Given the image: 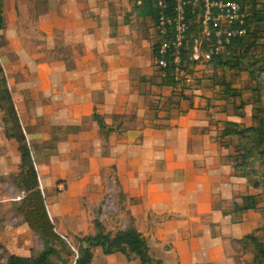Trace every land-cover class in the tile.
Listing matches in <instances>:
<instances>
[{"label":"crops","instance_id":"0c3cea01","mask_svg":"<svg viewBox=\"0 0 264 264\" xmlns=\"http://www.w3.org/2000/svg\"><path fill=\"white\" fill-rule=\"evenodd\" d=\"M124 3L3 0L0 69L13 104L18 114L29 113L36 128L33 132L41 140L49 141L43 139L41 128L56 131L52 141L58 159L71 158L73 148L85 152L91 148L92 158L113 162L105 170H116L118 203L113 212L117 232L134 228L145 239L153 261L239 264L244 258L226 255L230 241L239 237L223 231V225H232L220 205L246 188L230 177L231 167L220 159L212 140L211 130L220 118H209V113L195 106L183 117L172 115L164 120L160 113V121H151L147 110L157 101L153 73L126 70L125 40L112 34L113 29L123 27L119 18ZM94 111L103 112L100 115L112 130L107 137L91 118ZM156 123L169 127H148ZM83 174L94 171L88 166ZM85 178L86 184L98 180ZM90 191L97 192L94 187ZM86 208L78 224L95 220L97 207L88 204ZM106 217L103 213L101 223ZM73 226L77 231L78 226ZM98 255L114 256L96 248L92 260ZM135 261L123 257L124 264Z\"/></svg>","mask_w":264,"mask_h":264},{"label":"trees","instance_id":"16d2710c","mask_svg":"<svg viewBox=\"0 0 264 264\" xmlns=\"http://www.w3.org/2000/svg\"><path fill=\"white\" fill-rule=\"evenodd\" d=\"M2 1L0 0V43L5 26ZM229 1L237 3L245 14V34L232 39L228 45H223L216 55L209 56L208 65L213 71L208 78L210 88L207 89L205 110H208L209 114L214 111L215 114L211 113L208 116L213 118V115L228 113L230 107L235 117L243 119L246 109L248 107L251 109L248 123L217 121L211 130L212 140L221 153L220 159L231 167L230 177L243 180L249 190L256 192V194H239L229 203H221L222 215L229 218L232 226H237L242 222L243 216L249 212L264 214V0ZM128 2L133 3L131 13H134L136 19L149 23V28L154 30L150 55L156 69L153 77L157 95L153 97H156L157 101L151 103L147 115L151 116V121H160V113L164 114L162 117L164 120H168L172 115L176 118L183 117L188 111L195 109L193 106L195 97L188 94L191 91L189 86L191 81L198 80L196 77L200 75L195 69L200 62L191 59L192 42L199 32L197 18L191 14L186 16L190 30L178 50L179 61L178 66L175 67L173 32L166 26L168 32L166 36L160 34L159 8L156 6V0H128ZM130 16L127 14L125 20L119 23L127 26L129 23L127 17ZM163 16L167 19L171 17V12H165ZM116 26V23L112 25V27ZM210 38L209 44H203L202 49L205 53L213 47L212 34ZM164 39L169 48L164 58L165 67L160 69L158 62L161 56L158 51ZM235 82H240V86H235ZM0 113L5 138L16 144L19 159L16 173L10 178L17 193L21 194L16 213L42 244L41 251L36 256L20 258L9 255L6 261L0 264H91L92 252L96 248H100L105 256L117 254L126 261L158 264L150 258L145 239L134 228L110 235L99 232L97 220L93 221L97 228L96 234L75 238L76 242L82 244L75 254L67 238L57 232L49 216L32 148L23 132L18 111L13 104L12 93L1 69ZM91 118L104 137L112 133L102 115L94 111ZM148 127L162 130L169 125L156 123ZM235 243L238 248L233 256L241 259L249 255L252 264H264V240L250 234Z\"/></svg>","mask_w":264,"mask_h":264},{"label":"rangeland","instance_id":"374dc122","mask_svg":"<svg viewBox=\"0 0 264 264\" xmlns=\"http://www.w3.org/2000/svg\"><path fill=\"white\" fill-rule=\"evenodd\" d=\"M132 7L133 3L126 0V4L124 3L122 6L119 20L124 21L128 14L131 15L127 17L129 23L127 26L113 29L112 34L116 38L121 39L123 37L125 40V69L136 68L140 73H149L151 75V72L156 71L150 55L154 30L149 28V23L136 19L134 13H131ZM199 62V65L195 69L200 75L196 77L198 80L191 81L192 83L189 86L191 91L188 94H192L195 97L193 100L194 107L198 106L202 108L200 111L209 113L208 110H205V101H207V89L210 88L208 78L211 77L213 70L208 65L209 59L203 58ZM152 78L154 77L152 76ZM234 85L239 87L240 82H235ZM162 100L160 103L163 102ZM153 103H156V101H153ZM228 110V113L214 115V117L218 116L220 118L218 122L232 121L242 124L249 122L250 107L246 109L243 119L235 117L230 107H228ZM32 113L36 115L38 112ZM97 113L101 114L103 112L99 111ZM211 113L215 114L214 111ZM19 119L26 139L32 148L39 174L40 186L45 193L49 216L57 230L62 231L63 235H65L64 237L67 238V242L73 252L77 254L82 247V244L76 242L75 238L96 234L97 228H95L93 223L78 224L81 217L87 212L86 206L88 204H93L94 208L97 207L93 215L98 222L99 232L106 233V230H109L110 233L108 234L110 235L114 234L113 232L116 233L118 226L114 222L115 215L113 212V208L118 203L115 191L118 187L116 170L112 168L105 170V166H111L113 162L101 160L100 158H96L97 160L92 158L91 148L86 152L84 149L75 150L73 148L69 153L71 154V158L60 160L57 158L55 152L57 151L56 143L52 141L56 131L50 128H41L43 139L48 138L49 141L41 140V137H38L37 133L33 132L36 128L28 112H20ZM2 122V114L0 113V262L4 263L9 255H15L20 258L36 256L41 251L42 244L39 238L22 223L16 213V207L21 194L17 193L10 182V178L16 173L19 159L16 152V144L5 138ZM95 129L98 130L97 127ZM64 146L68 149V144H64ZM69 150L70 148L67 151ZM88 166L92 167L94 174L84 176L83 172L88 170ZM98 167L100 169H96ZM85 177L88 179L96 178L98 180L95 182L90 179V182L86 184ZM238 180L243 184L245 183L243 180ZM57 186L61 187L58 188ZM91 187H94L97 192L91 193ZM239 190V194H256L255 191L249 190L248 187L246 189L240 188ZM103 213H106L107 217L101 223L100 219H102ZM217 223L219 222L217 221ZM73 224L78 226L77 231ZM92 228L93 232H91ZM222 229L225 232L235 234L239 237V240L245 235L250 234H253L260 240H264V214L249 212L243 216L242 222L236 227H225L223 225ZM73 233L79 234L74 236ZM239 240L230 241V248L226 251V255L228 253L230 258L237 251L238 245L235 242ZM98 256L94 257L91 264H124L121 255H114L113 258L109 259L100 255ZM206 260L207 258L203 261ZM133 264L140 263L135 261ZM239 264H252L250 256H245Z\"/></svg>","mask_w":264,"mask_h":264},{"label":"built area","instance_id":"2783aa9c","mask_svg":"<svg viewBox=\"0 0 264 264\" xmlns=\"http://www.w3.org/2000/svg\"><path fill=\"white\" fill-rule=\"evenodd\" d=\"M159 8V32L164 37L166 26L173 32L172 47L175 50L173 64L178 66V50L190 30L187 24V14L195 15L197 18V32L193 40L191 59L199 62L203 58L216 55L223 45H228L232 39L245 34V14L241 7L229 0H156ZM171 12V17L165 19L164 13ZM213 36L214 44L209 52H203V44H209L210 36ZM169 48L165 39L161 42L159 55L161 56L158 65L160 69L165 67V55Z\"/></svg>","mask_w":264,"mask_h":264}]
</instances>
